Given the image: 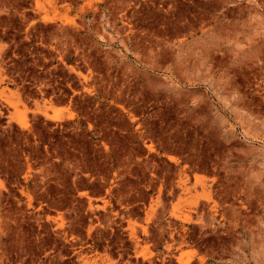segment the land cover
Masks as SVG:
<instances>
[{"label": "rangeland", "instance_id": "374dc122", "mask_svg": "<svg viewBox=\"0 0 264 264\" xmlns=\"http://www.w3.org/2000/svg\"><path fill=\"white\" fill-rule=\"evenodd\" d=\"M0 264H264V0H0Z\"/></svg>", "mask_w": 264, "mask_h": 264}, {"label": "trees", "instance_id": "16d2710c", "mask_svg": "<svg viewBox=\"0 0 264 264\" xmlns=\"http://www.w3.org/2000/svg\"><path fill=\"white\" fill-rule=\"evenodd\" d=\"M90 188H91V186H90Z\"/></svg>", "mask_w": 264, "mask_h": 264}]
</instances>
